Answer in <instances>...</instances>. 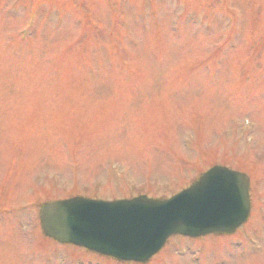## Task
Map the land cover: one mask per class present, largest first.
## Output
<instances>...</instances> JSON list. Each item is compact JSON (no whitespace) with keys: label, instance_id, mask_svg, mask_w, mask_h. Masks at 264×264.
Wrapping results in <instances>:
<instances>
[{"label":"rangeland","instance_id":"1","mask_svg":"<svg viewBox=\"0 0 264 264\" xmlns=\"http://www.w3.org/2000/svg\"><path fill=\"white\" fill-rule=\"evenodd\" d=\"M216 165L251 178L235 233L136 263L41 231L44 202L165 199ZM0 264H264V0H0Z\"/></svg>","mask_w":264,"mask_h":264},{"label":"water","instance_id":"2","mask_svg":"<svg viewBox=\"0 0 264 264\" xmlns=\"http://www.w3.org/2000/svg\"><path fill=\"white\" fill-rule=\"evenodd\" d=\"M249 189L245 173L214 166L166 200L75 197L44 204L40 216L45 232L61 242L122 260L147 261L171 235L234 232L248 218Z\"/></svg>","mask_w":264,"mask_h":264}]
</instances>
